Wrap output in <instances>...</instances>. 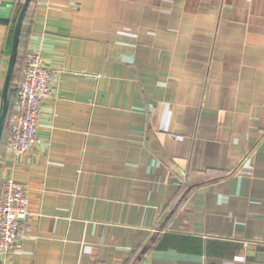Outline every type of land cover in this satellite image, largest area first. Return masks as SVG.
<instances>
[{"label": "crops", "instance_id": "1", "mask_svg": "<svg viewBox=\"0 0 264 264\" xmlns=\"http://www.w3.org/2000/svg\"><path fill=\"white\" fill-rule=\"evenodd\" d=\"M23 1L0 0V110ZM33 50L51 93L15 155ZM6 94L0 185L30 215L0 264H264V0H31Z\"/></svg>", "mask_w": 264, "mask_h": 264}, {"label": "built area", "instance_id": "2", "mask_svg": "<svg viewBox=\"0 0 264 264\" xmlns=\"http://www.w3.org/2000/svg\"><path fill=\"white\" fill-rule=\"evenodd\" d=\"M52 87L51 70L42 63L38 51H28L20 72L9 117L7 146L15 155L31 153L38 143L39 117ZM178 138H182L177 136ZM26 185L8 176L0 185V253L5 254L20 240V225L30 215ZM237 259L242 260V257Z\"/></svg>", "mask_w": 264, "mask_h": 264}, {"label": "water", "instance_id": "3", "mask_svg": "<svg viewBox=\"0 0 264 264\" xmlns=\"http://www.w3.org/2000/svg\"><path fill=\"white\" fill-rule=\"evenodd\" d=\"M30 1L31 0H24L23 1V4L20 8L17 19L15 21L14 29H13L10 60H9V65H8V70H7L6 82H5V86H4L3 103L1 106V110H0V139H1L3 123H4L5 117L7 115L8 107H9V101L7 99V96H6L7 95L6 92H7L9 81L11 79V76H12V73L14 70V66H15L22 22H23V19H24V16H25V13H26V10L29 6Z\"/></svg>", "mask_w": 264, "mask_h": 264}]
</instances>
